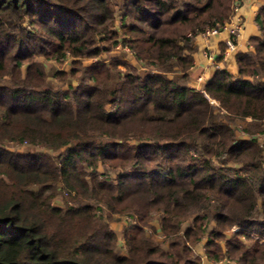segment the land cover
<instances>
[{
  "label": "trees",
  "instance_id": "16d2710c",
  "mask_svg": "<svg viewBox=\"0 0 264 264\" xmlns=\"http://www.w3.org/2000/svg\"><path fill=\"white\" fill-rule=\"evenodd\" d=\"M261 1L254 53L204 84L215 108L189 84L194 38L244 0H0V264H201L188 244L211 221L210 259L264 264V142L231 125L264 124V81L249 79L264 77ZM119 42L157 72L104 62ZM39 56L75 67L55 88ZM129 214L122 244L110 220ZM156 215L166 247L147 232Z\"/></svg>",
  "mask_w": 264,
  "mask_h": 264
},
{
  "label": "rangeland",
  "instance_id": "374dc122",
  "mask_svg": "<svg viewBox=\"0 0 264 264\" xmlns=\"http://www.w3.org/2000/svg\"><path fill=\"white\" fill-rule=\"evenodd\" d=\"M246 1L247 0H244V2H246ZM116 17L118 20L117 24L120 25L121 17L119 16V14ZM119 31H121V30H119ZM119 33H120L119 35L122 36V33L121 32H119ZM112 49L113 50H111L109 52V54H107V53L104 54L102 59L106 63H109L110 60L120 61L121 64L118 67L119 72L126 73L129 70H135L139 74L140 73L144 74V73H149V72H157L152 67H147V66L145 67L139 61H137L136 57L134 56V53L133 54L131 53V48L128 45H125L124 43L119 42ZM243 52H248L250 54H253L254 49L250 44H247V49L244 50ZM95 60L96 59L84 60L83 65L87 66L90 63L94 62ZM38 61L41 63L45 73L47 74L49 82L55 88H58L60 85H63L62 80H60L55 74L59 73V72H65V73H67L66 75H68V73L71 72V70H73L75 67V65H73V59L72 58H68L67 61H65L64 63H59V62H56L54 59H46L44 56H39ZM233 61H235V60H233ZM233 63L231 64L230 69L232 70L234 68L235 71H237L236 73H238V69H236L237 65H236V63L235 64H233ZM223 64L224 63L220 64L219 69H224ZM191 69L189 72L190 83H191ZM233 75L236 76L237 74L236 75L233 74ZM199 77L202 78L201 81H198ZM199 77L195 79L196 85H191L190 83L189 84H190V87H192L198 91L204 92V86L203 87L199 86V83L201 84V83L206 82V79L204 78V75H200ZM249 79H251V80L259 79L260 81H264L263 76H260V77H258V76L254 77L253 76V77H249ZM117 80H118V74L114 73V74H112V77L109 81V84L114 85V83ZM74 81L76 82L75 79L73 80V82ZM192 84H195L194 81ZM206 98L209 100L210 105H212L215 108L219 107V104H220L219 101L211 98L209 95H207ZM221 113H224V112L222 111ZM225 121H227V120H225ZM231 125H232L233 129L235 130V135H236L237 139H249L250 137H257V138H259L260 143L264 142V124L256 123L251 118H247L246 120L236 119V120L231 122ZM5 147L8 150H16V148H17V146H15L14 142L5 143ZM20 150H21V147H20ZM50 155L55 157L58 154L51 152ZM213 163L218 165V161L216 159L213 160ZM227 166L228 167H234L236 169L239 167V165H236L233 162L227 163ZM263 167H264V163H263ZM109 171H110L111 177H114L116 170L112 169ZM66 200H67L68 205L72 204V201L69 199V195L66 192L65 193L63 192L60 194V196L58 197L56 202H58V205L64 206V203L66 202ZM55 205H56V203H55ZM92 205L97 209V206L99 204L92 202ZM99 206H101L104 209L106 208V206L103 204H101ZM129 215H114V216H112V218L110 220L111 228L117 233V235L119 237V242L122 244H123V240H122L123 236L122 235H123V231L125 229L126 223L128 222L127 219L128 218L130 219L128 223H131V222L133 224L136 223V219L132 218L131 214H129ZM160 219H161V216L156 215L153 219L154 221L152 222V226L148 227L147 232L149 233V235L153 236L152 237L153 239H155L159 243H162L166 247V243H168V241L166 240L165 236L161 232H159ZM189 228H194L193 216H192V218L191 217L188 218L183 223V229L184 230L189 229ZM213 229H215V223L213 221H211L208 224V226H206V232L201 237V239L199 241H196L194 244L193 243L188 244V245H190V247H192L193 255L200 258L201 264H225V263L235 264L231 260L226 261L225 259H222L220 261H215V260L209 258L208 253H207V249H206V244H207V241L209 239L210 233L213 231ZM239 229L240 228L238 226H234L231 230L226 231L225 232L226 238L231 237V235L233 233H235L236 231H239ZM224 242L225 241H221L220 246L222 247V250L225 252L226 247H225ZM120 243H119V245H120ZM247 244L250 245V242H248ZM122 250H123L122 251L123 254L127 252V248L125 246H123Z\"/></svg>",
  "mask_w": 264,
  "mask_h": 264
},
{
  "label": "crops",
  "instance_id": "0c3cea01",
  "mask_svg": "<svg viewBox=\"0 0 264 264\" xmlns=\"http://www.w3.org/2000/svg\"><path fill=\"white\" fill-rule=\"evenodd\" d=\"M261 0H247L244 2L242 7L240 8L239 15L245 21V27L238 39V51H244L247 49V44H249V39L253 35L259 34L258 26L255 22V16L257 14L258 9L262 6ZM229 37L227 32H221L219 35H216L209 40H203L201 37L197 36L194 39V46L197 48L194 54V66L191 69V85H196V78L200 75H204L206 82L209 80L213 72L216 70L211 61L208 59L207 55H213L216 58V61L219 64H222L223 53L221 45H225L226 39ZM235 54L230 57L223 65L229 72L232 74H237L235 69H230L231 64H235L234 59ZM221 58V61L218 59ZM237 69V67H236ZM194 81L195 84H192ZM199 83V86L203 87L206 83Z\"/></svg>",
  "mask_w": 264,
  "mask_h": 264
},
{
  "label": "built area",
  "instance_id": "2783aa9c",
  "mask_svg": "<svg viewBox=\"0 0 264 264\" xmlns=\"http://www.w3.org/2000/svg\"><path fill=\"white\" fill-rule=\"evenodd\" d=\"M240 8L241 6L238 3H236L235 6L233 7L235 14L230 19L229 22H226L224 25L216 24L214 27L208 28L204 32L197 35L206 41L216 35H219L221 32L224 31L229 34V37L225 41L226 49L223 53V58H222L223 63H225L230 57H232L234 54L238 52L239 46L237 42L245 27V22L242 19V17L239 15ZM188 36L191 37V34H189ZM131 53L133 54L132 50ZM207 57L211 61L215 69L220 68V64L216 61V58L213 55L208 54ZM201 80L202 78L199 77L198 81ZM203 93L207 97L205 91ZM129 220L130 219L128 218L127 221L129 222Z\"/></svg>",
  "mask_w": 264,
  "mask_h": 264
}]
</instances>
